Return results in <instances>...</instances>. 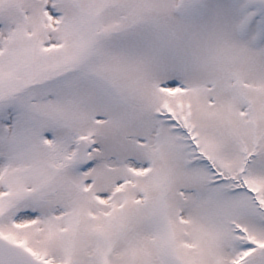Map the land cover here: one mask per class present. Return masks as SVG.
Wrapping results in <instances>:
<instances>
[{
	"label": "snow or ice",
	"instance_id": "1",
	"mask_svg": "<svg viewBox=\"0 0 264 264\" xmlns=\"http://www.w3.org/2000/svg\"><path fill=\"white\" fill-rule=\"evenodd\" d=\"M0 264H264V0H0Z\"/></svg>",
	"mask_w": 264,
	"mask_h": 264
}]
</instances>
